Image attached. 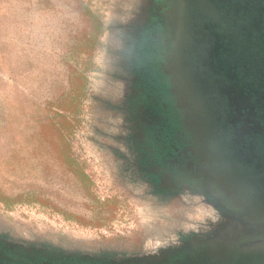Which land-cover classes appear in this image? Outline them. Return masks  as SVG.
<instances>
[{"label":"rangeland","instance_id":"rangeland-1","mask_svg":"<svg viewBox=\"0 0 264 264\" xmlns=\"http://www.w3.org/2000/svg\"><path fill=\"white\" fill-rule=\"evenodd\" d=\"M152 3L0 0L2 237L116 257L212 215L147 166L135 61Z\"/></svg>","mask_w":264,"mask_h":264},{"label":"flooded vegetation","instance_id":"flooded-vegetation-1","mask_svg":"<svg viewBox=\"0 0 264 264\" xmlns=\"http://www.w3.org/2000/svg\"><path fill=\"white\" fill-rule=\"evenodd\" d=\"M152 4L135 61L147 166L154 185L198 197L212 215L116 257L0 235V264H264V0ZM199 109L210 139L190 116Z\"/></svg>","mask_w":264,"mask_h":264},{"label":"water","instance_id":"water-1","mask_svg":"<svg viewBox=\"0 0 264 264\" xmlns=\"http://www.w3.org/2000/svg\"><path fill=\"white\" fill-rule=\"evenodd\" d=\"M190 94L192 95H187L186 99L189 102V96H191L195 101L197 100L199 102V100L197 99V96L194 95V91L193 90H189ZM196 97V98H195ZM200 101L202 100L201 98H199ZM189 107L192 108V103L189 102ZM190 116H192L195 120V124L199 125L198 129L199 133L203 134V136H206V139H210L211 135H210V131L207 129V127H205L207 120L210 118V114L204 113L202 112L200 109L199 110H195L194 112H190ZM203 123H205L203 125Z\"/></svg>","mask_w":264,"mask_h":264}]
</instances>
